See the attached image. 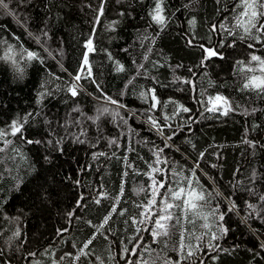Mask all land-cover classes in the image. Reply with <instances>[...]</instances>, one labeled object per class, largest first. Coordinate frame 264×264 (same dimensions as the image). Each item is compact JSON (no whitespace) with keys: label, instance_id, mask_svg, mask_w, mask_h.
I'll list each match as a JSON object with an SVG mask.
<instances>
[{"label":"trees","instance_id":"obj_1","mask_svg":"<svg viewBox=\"0 0 264 264\" xmlns=\"http://www.w3.org/2000/svg\"><path fill=\"white\" fill-rule=\"evenodd\" d=\"M238 2L163 0L161 30L150 16L156 0H5L0 130L8 135L0 138V264H264V92L244 88L253 75H264L251 60L264 59V34L236 27ZM89 39L91 75L83 66ZM80 70L73 97L68 87ZM217 95L228 101L226 115L205 110ZM26 116L23 139L12 136V122ZM152 120L162 132L151 128ZM193 169L212 194L203 211L218 209L209 228L196 218L160 242L150 231L137 236V228L152 227L132 220L142 219L137 205L150 198L149 175L176 187V174L191 176ZM109 215L104 228L92 227ZM181 231L185 255L188 245L195 252L183 260ZM213 233L220 238L211 240ZM93 234L88 255H80ZM137 241V255L122 258V249Z\"/></svg>","mask_w":264,"mask_h":264},{"label":"snow or ice","instance_id":"obj_2","mask_svg":"<svg viewBox=\"0 0 264 264\" xmlns=\"http://www.w3.org/2000/svg\"><path fill=\"white\" fill-rule=\"evenodd\" d=\"M163 0H156L155 8L150 13L151 19L158 25L161 26V30L163 29V26L166 24V18L163 15ZM241 11L237 16V23L236 27L243 28V31L246 34H250L252 29L255 28L257 31L264 34V23H259L258 25V18L264 17V0H239L237 5ZM0 7H3L7 9L8 5L5 3V0H0ZM98 13L100 15L103 14V3H101L100 8L98 9ZM243 17V19H241ZM190 23L194 24L195 21H191ZM223 27V25H221ZM256 39H259V37H255ZM251 47V45H250ZM85 48L87 51L84 54L83 57V63L84 65H88V53L94 51V47L92 44L91 39L87 41L85 44ZM12 49L9 48V52H11ZM205 51L208 53L209 56H215L217 53L214 50L211 49H205ZM29 59H35L37 58V55L33 52L27 53ZM10 58V57H9ZM252 61H257L260 65V71L261 73H264V59H261L258 56L253 55L251 57ZM119 70H123L122 66ZM248 71H253L252 68H248ZM89 75H91V69H88ZM74 80L76 82H79L81 80L80 75H76L74 77ZM94 82V81H93ZM187 83V81H184ZM99 88V86H97ZM251 87L254 90L264 92V75L262 76H255L253 75L248 79V82L244 84V88ZM78 83H72L68 87V91L70 94L75 97L78 95ZM152 100H153V107H156L157 104L160 102L157 100L156 96L154 95V90H152ZM142 96L144 93L141 94ZM109 101L113 104H116L117 101L111 100V98H108ZM208 104L211 105V107H206V111L208 112H216L221 111V114L226 115L228 111L231 110L230 106L228 105V101L219 95L215 97H210L208 100ZM184 112H189L190 109L184 107L182 109ZM106 112L107 109H104ZM28 115H31L30 113ZM165 120H168L169 117L165 116ZM27 122V116L22 118V120H14L12 124L10 125L11 132L10 134L12 136H16L17 134H20L21 138L23 139V125ZM153 126L157 128L158 131H163L160 125L157 124L155 120L151 121ZM8 135L7 132L4 130H0V138H4ZM168 139H171V136L168 137ZM28 143H33V141H27ZM114 142V141H113ZM5 143H11L10 141H5ZM35 143H39V141H35ZM167 146V145H166ZM3 148H0V151H3ZM160 151H163L161 149ZM203 157V153H201V158ZM157 163H161L159 156H157ZM152 167V166H150ZM196 167L198 168L199 165L197 164ZM153 172H161L162 169L159 168H152ZM126 175V173H125ZM180 176V180H177L176 187L169 186L165 188V184L169 183L167 180H156L155 177L149 175V179L152 181L151 185L149 186L151 188L150 192V198L147 200L146 204L143 205H137V207H141L143 210L141 212L142 219L137 221L136 218H132L133 224H144L145 222H150L152 227L151 229L144 228L140 229L137 228V236L141 231H150V234L152 236L153 242H160L161 238H170L172 235L170 229L176 228L177 225L183 227L182 221H186L187 223H195V219L199 218L205 221V223L202 225L204 228H209V224L207 223L210 215H216L218 212V209H213L209 213H205L203 211L206 204L209 203L208 197H210L212 194L206 193V190L203 188L202 185H200V181L198 178H195V169L192 170L191 176H183L182 174H176ZM194 178H195V186H194ZM160 189H165L164 192H160ZM139 191H145L144 188H140ZM219 195V193H217ZM157 197H159V204L157 203ZM261 201H264V196L260 197ZM99 199L96 200V203H99ZM79 206V205H78ZM249 208H253L254 206L249 204ZM232 208H235V204L232 205ZM232 208L229 209V211L232 210ZM173 209H179L181 215H176L172 210ZM113 211H115V208H113ZM70 217L72 216V213L70 212L68 214ZM120 215H123V212H120ZM154 217V218H153ZM110 215L106 216L103 220V222L99 225H92V227L97 228V230L104 228L105 225L108 224ZM220 221H223L224 214H220L219 218ZM59 231V230H58ZM227 229L220 226V232L221 235H224L227 233ZM194 235V233H192ZM181 245L179 248V253L181 255V259H187L189 257H193L195 255V252L192 250V246H187V252L185 255V245L183 244L184 239V232L181 231ZM107 238V237H106ZM220 237L216 236L215 233L212 234L211 240L219 239ZM95 239V234L91 238H89L83 245V247L80 249V255H88L87 252H85V249L89 248V245L92 244L93 240ZM137 237L133 236L130 240H136ZM200 237H197V240H199ZM166 245L167 241L166 239L163 241ZM140 247V241H137V243L133 246L132 249H129L127 246H125L122 249V258H125L126 256H134L137 255L136 249ZM217 247V246H212ZM261 248H264V243L261 244ZM30 255H35L34 253H30ZM80 256H76L75 259L79 260ZM126 264H137L136 261L127 260ZM141 264H149L147 260H142ZM167 264V262H166ZM175 264H180V261H176Z\"/></svg>","mask_w":264,"mask_h":264},{"label":"rangeland","instance_id":"obj_3","mask_svg":"<svg viewBox=\"0 0 264 264\" xmlns=\"http://www.w3.org/2000/svg\"><path fill=\"white\" fill-rule=\"evenodd\" d=\"M83 65H84V63H83ZM74 83H76V81H75V80H74ZM77 83H78V82H77ZM78 86H79V83H78ZM151 128H152V129H154V128H155V131H156V132H159V131L156 129V127H154L153 125H151Z\"/></svg>","mask_w":264,"mask_h":264},{"label":"water","instance_id":"obj_4","mask_svg":"<svg viewBox=\"0 0 264 264\" xmlns=\"http://www.w3.org/2000/svg\"><path fill=\"white\" fill-rule=\"evenodd\" d=\"M78 75H80V71H79Z\"/></svg>","mask_w":264,"mask_h":264},{"label":"built area","instance_id":"obj_5","mask_svg":"<svg viewBox=\"0 0 264 264\" xmlns=\"http://www.w3.org/2000/svg\"><path fill=\"white\" fill-rule=\"evenodd\" d=\"M154 130H155V128H154Z\"/></svg>","mask_w":264,"mask_h":264}]
</instances>
